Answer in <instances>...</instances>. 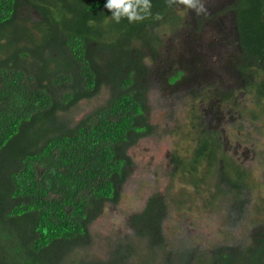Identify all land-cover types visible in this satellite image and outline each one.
Returning a JSON list of instances; mask_svg holds the SVG:
<instances>
[{
    "label": "trees",
    "instance_id": "trees-1",
    "mask_svg": "<svg viewBox=\"0 0 264 264\" xmlns=\"http://www.w3.org/2000/svg\"><path fill=\"white\" fill-rule=\"evenodd\" d=\"M231 1L226 41L235 51L225 64L244 81L253 99L254 109L245 114L252 121H264V0ZM105 3L0 0V264H68L72 249L90 243L89 226L107 202H118L131 172L126 149L153 130L145 116L150 71L159 78L167 72L168 44L175 38L181 47L184 37L203 23L193 16L190 30L188 17L177 11L184 6H169L167 0H151L152 16L142 22L116 23ZM21 8L34 17L22 18ZM108 23L113 31H107ZM187 59L189 70L203 63L196 52ZM167 73L163 80L168 86L194 79V71L183 67ZM104 85L111 86L105 105L80 121L70 116L72 108L97 96ZM229 99L228 93L221 100ZM200 134L191 159L173 155L172 174H186L197 187L200 163L220 160L222 178L240 193L249 171L223 155L214 133ZM161 207L162 202L150 198L133 223H157L160 215L155 212ZM62 246L66 252L56 257ZM216 257L212 263L205 257L198 260L264 264V235L246 257L220 251Z\"/></svg>",
    "mask_w": 264,
    "mask_h": 264
},
{
    "label": "rangeland",
    "instance_id": "rangeland-1",
    "mask_svg": "<svg viewBox=\"0 0 264 264\" xmlns=\"http://www.w3.org/2000/svg\"><path fill=\"white\" fill-rule=\"evenodd\" d=\"M203 3L207 11L199 16L185 7L177 9L188 17L190 30L193 31L190 20L202 18L203 23L200 29L195 25L196 33L184 37L181 47L173 38L164 59L167 72L183 67L188 73L194 71V79L168 86L163 80L169 75L167 72L159 78L152 77L153 69L150 71L144 95L145 116L153 126L147 135L150 138L145 144L126 149L125 156L134 165L120 188L118 202L104 205L102 214L89 226L90 243L72 249L68 264H79V260L97 264H169L174 259L172 264H200L198 259L202 257L212 263L217 251L246 257L263 240L264 121H252L245 114L254 109L253 99L245 92L244 81L225 64L235 51L226 41L231 33L228 5L232 1ZM19 12L22 18L34 17L25 8ZM205 17L210 21H205ZM108 24L107 31H113V24ZM195 52L203 63H197V68L192 65L195 70H189L185 64L190 63L187 58ZM228 93L231 99L222 101ZM110 94L111 86L104 85L97 96L72 108L70 116L80 121L105 105ZM203 130L218 137L223 155L249 171L250 178L240 193L230 190L222 178L225 169L220 160L211 165L208 160L200 163L195 176L200 181L197 187L186 174H172L176 167L170 158L181 155L185 160L191 159L197 135ZM151 197L162 202L155 212L160 215L159 221L146 226L134 224L133 219L143 212ZM65 252L66 247H60L56 257H63Z\"/></svg>",
    "mask_w": 264,
    "mask_h": 264
},
{
    "label": "clouds",
    "instance_id": "clouds-1",
    "mask_svg": "<svg viewBox=\"0 0 264 264\" xmlns=\"http://www.w3.org/2000/svg\"><path fill=\"white\" fill-rule=\"evenodd\" d=\"M168 5L179 3L197 14L206 13L203 0H167ZM104 7L111 12L110 18L120 23L127 19L129 23L142 22L152 16L151 0H106Z\"/></svg>",
    "mask_w": 264,
    "mask_h": 264
},
{
    "label": "flooded vegetation",
    "instance_id": "flooded-vegetation-1",
    "mask_svg": "<svg viewBox=\"0 0 264 264\" xmlns=\"http://www.w3.org/2000/svg\"><path fill=\"white\" fill-rule=\"evenodd\" d=\"M134 137L136 136V135H133ZM145 138V139H144ZM146 138H150L149 136H147L146 135V137L144 136V137H139L138 139H137V143H141V144H145L146 142H147V139ZM137 143H134L133 145H131L130 147H135V145L137 144ZM131 163H132V168H133V165H134V162H133V160H131ZM170 163H171V165H174V157L172 156L171 158H170ZM132 168H131V170H132ZM131 173V172H130ZM129 176H130V174H129ZM128 176V177H129ZM127 177V178H128ZM127 180V179H126ZM125 180V181H126ZM123 185V184H122ZM152 198V197H151ZM147 203H148V201L144 204V208L147 206ZM143 208V209H144Z\"/></svg>",
    "mask_w": 264,
    "mask_h": 264
}]
</instances>
